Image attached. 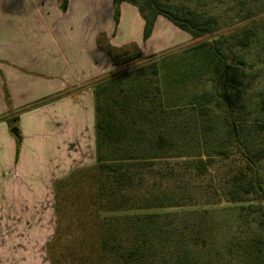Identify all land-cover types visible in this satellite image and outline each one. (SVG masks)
<instances>
[{
  "label": "trees",
  "instance_id": "obj_1",
  "mask_svg": "<svg viewBox=\"0 0 264 264\" xmlns=\"http://www.w3.org/2000/svg\"><path fill=\"white\" fill-rule=\"evenodd\" d=\"M123 2L142 41L162 16L194 42L117 73L141 50L96 39L114 66L91 83L97 264H264V0H112L114 26ZM17 116L6 123L19 147ZM219 206L243 217L221 246L208 222Z\"/></svg>",
  "mask_w": 264,
  "mask_h": 264
},
{
  "label": "crops",
  "instance_id": "obj_2",
  "mask_svg": "<svg viewBox=\"0 0 264 264\" xmlns=\"http://www.w3.org/2000/svg\"><path fill=\"white\" fill-rule=\"evenodd\" d=\"M67 2L61 12L57 0H0V264H53L55 185L74 155L95 152L89 84L114 69L98 36L117 48L134 43L144 55L190 39L158 16L142 41L143 20L124 2L116 26L112 0ZM17 112L18 148L6 123Z\"/></svg>",
  "mask_w": 264,
  "mask_h": 264
},
{
  "label": "rangeland",
  "instance_id": "obj_3",
  "mask_svg": "<svg viewBox=\"0 0 264 264\" xmlns=\"http://www.w3.org/2000/svg\"><path fill=\"white\" fill-rule=\"evenodd\" d=\"M168 24H170L171 26L170 22H168ZM162 31L164 35L169 34L168 31L164 28ZM193 42L194 41L190 38L188 41L170 46L169 48L155 54L164 53L170 50H176L190 45ZM152 55L153 54H143L140 59L121 64L116 72L126 73L145 62V60ZM261 67L262 68L259 72L258 80H261L263 83L264 62L263 64H261ZM112 71H114V69ZM154 79L155 78H153L151 81H155ZM79 90L80 89H75L74 91L76 92ZM15 115H18V112L15 113ZM75 149L76 148H74L73 150ZM83 151L84 152L81 155L73 156V169L68 176H63L67 180L68 178L70 179L69 184L61 188L58 194L59 201L57 202V204L59 212H57V232L55 235V240L49 251L50 259L52 260L53 264H97V259L95 258L96 245L93 241L94 235L92 233L91 227L92 223L88 221L90 217V207H87L86 205V202L88 201L87 188L90 192H93L94 190L92 169L94 166L95 152L92 147L85 148ZM59 174L60 171L58 172V176L61 175ZM202 209V207H193L183 209L180 212L186 214L188 212L195 211L197 213ZM209 216L210 219L208 220V222L210 220L212 221V226L214 227L213 231L219 234L218 244L220 246L224 242L225 234L234 232L243 219V217L240 216L237 207L227 208L224 206H219L216 207L212 212H210Z\"/></svg>",
  "mask_w": 264,
  "mask_h": 264
}]
</instances>
